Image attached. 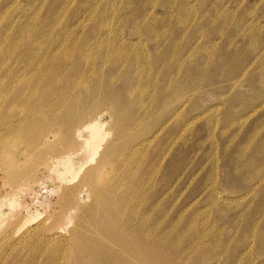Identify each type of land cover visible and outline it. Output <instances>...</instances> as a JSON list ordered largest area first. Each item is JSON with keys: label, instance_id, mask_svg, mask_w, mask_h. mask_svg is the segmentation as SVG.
<instances>
[{"label": "rangeland", "instance_id": "1", "mask_svg": "<svg viewBox=\"0 0 264 264\" xmlns=\"http://www.w3.org/2000/svg\"><path fill=\"white\" fill-rule=\"evenodd\" d=\"M50 54L92 85L76 110L121 129L110 156L139 148L100 177L112 225L126 221L133 238L120 252L110 243L123 231L99 240L80 184L97 156L73 155L76 174L54 169L69 150L57 120L35 126L53 144L20 165L0 141V264H264V0H0V58L34 68Z\"/></svg>", "mask_w": 264, "mask_h": 264}, {"label": "bare ground", "instance_id": "2", "mask_svg": "<svg viewBox=\"0 0 264 264\" xmlns=\"http://www.w3.org/2000/svg\"><path fill=\"white\" fill-rule=\"evenodd\" d=\"M142 48H140V49L142 50ZM37 49L38 48H36L35 52H37ZM82 49L85 50L84 48H82ZM32 51H34V50H32ZM104 51L105 50H103V52ZM55 52H56V50H55ZM80 52L82 54V51H80ZM87 52H88V50H87ZM139 52H141V51H139ZM37 53L39 54V51ZM37 53H35L34 55H36ZM100 55H102V57H103L104 53L100 54ZM107 55H110V54L108 53ZM140 57H141V55L139 56V59H140ZM40 58L41 59H38V62H36V64L33 63V65H35L34 68L31 65L32 69L30 68L31 66L29 65L32 60L29 62V64L27 66H25L23 68L22 67L20 68V67L17 66L18 67L17 68L16 67V61H14V60L13 61H8L6 58H0V106H2L5 109L3 114L0 115V141H1V144L3 145V150H6L7 153L11 152L13 160L18 165H20L22 160H23V156L26 155V153H30L29 155H33V154H35V152L38 151V148H41V149L48 148L49 147V143L53 144L51 141L48 140L49 136L51 134H53L52 130L51 129L49 131H43V130L39 131V130H37V132H35V131H32V130H35V128H36L35 126H37V127L45 126L47 128H51L53 126V124L57 120H62V122L59 124V126L62 128L61 129L62 130L61 141L63 142V144H65V146L69 150H68V152L66 154V157L64 159H62L58 163V166L56 168H54V169L64 168L66 172H70V173L76 174L75 168L76 167L78 168L83 161H80V162H78V161L76 162L75 161L74 162L73 160L76 157H74L73 160H72L71 158H72L73 155L82 154L85 157V159L86 160L89 159V161H92L94 156H97L96 157L97 159H95L96 160L95 165L90 167L89 169H87V171L84 172V174L82 175V177L80 179V184L81 185H85V186H89L90 192H91V197H92V199L94 201L92 205L97 208V215H94L95 218H93L94 229H96V231H99V232L101 231V232H103L105 234V235H100L99 236V240H102L104 238H108L110 231H118V230L123 231V235L120 238H118V239L117 238H115V239L113 238L112 240H114V241L110 243V244H112V246H111L112 250L115 248L114 251H119L120 252V248H123V242H121V241L122 240L126 241L128 239V237L129 238H130V236L132 237V233L129 234V232H126V231L131 230L130 227H128L130 225L127 226V223H125L126 221L125 222H121L122 224L118 225L116 227L112 225V223H113L112 220L115 217H114V214L108 210L109 206H111V203L104 202L105 198L103 196H104V193H105L104 190H106V188L105 189L102 188L103 186H102V182L100 180V177H102L103 175H107L108 174V173H106V172H108V170H107L108 166L111 168V171L114 169L113 173H115V172H117V170L119 168V165L123 161L127 162V163L131 162L129 160L131 158H134L133 156L137 152V150H139V148L136 149L135 152L129 153V156L127 155V156H125V158H124V156H120L118 159H113V157L110 156L111 155L110 152L112 150V148H110V147H111L112 143L114 142V138H115L114 135L117 134L116 135V137H117L118 134L120 133L121 129L117 125V126H115L116 127L115 129H110V132L113 131V133H109L107 131H104L102 129L103 128V124L100 123L101 120L99 121L97 119L95 121V120L91 119L92 118L91 116H98V114L100 113V112H98V109H96V107H93L95 110L92 109V110H88L87 112H85L86 109H84V108L80 109L78 111V110H76V109H78V107H76V108L74 107L79 102V100L81 99V97H80L81 95H85V94H86V96L93 95L94 91L91 89L92 85L87 83V81H84V80L79 81L78 83H75V81H74L75 78L73 79V77L71 78V76H69L67 74L68 69H67V67L65 65L61 64L60 66H56L57 63L54 64L55 60H57V61L59 60L60 61L59 57H57L56 54L43 55ZM81 58H82V55H81ZM92 58H93V56H92ZM117 58H118V56H117ZM133 59H132V61H133ZM29 60H30V58H29ZM66 61H68L67 54L64 53L61 56V63L66 64L65 63ZM132 61H131V63H132ZM25 62H26V59H25ZM144 63H146V62H144ZM132 64H134V63H132ZM157 65H159V64H157ZM136 67H137V64H136ZM138 67H139V65H138ZM80 68H78V71H79ZM86 72H88V70ZM69 74H72V73H69ZM75 75H77V74H75ZM158 75H159V73H158ZM85 76H87V75H85ZM177 80H178V78H177ZM163 84H162V87L164 86ZM176 84L177 83L175 81L174 85H176ZM121 88L125 89L122 86H121ZM127 88H126V90H127ZM122 89H120V90L122 91ZM172 90L175 91V89H172ZM122 92H124V90ZM121 94H123V93H121ZM93 97H95V96H93ZM121 97H122V95H121ZM143 97H142V100H143ZM108 98L110 99V97H108ZM49 101H52L53 102V106L58 109V112L56 114L55 113H50L48 111L46 103L49 102ZM122 104L123 105H121V107L127 105V104L124 105V103H122ZM156 106H158V103H157V105H155V107ZM111 109H115V107L111 108ZM155 109H157V108H155ZM115 111H117V110L115 109ZM123 111H124V109H123ZM127 112L129 113V111H127ZM127 112H126V116H127ZM0 113H1V110H0ZM90 113H91V115H89ZM106 113H107V111H106ZM113 113H116V112L113 111ZM61 116L63 118H60ZM89 116L91 117L90 119H89ZM98 118H100V117H98ZM136 123H138V122L130 121L128 123L129 124L128 130L132 126L136 125ZM114 130H116L117 132H115ZM114 132H115V134H114ZM31 134H33V136ZM73 137H75V138H73ZM76 137L80 140V143L76 144V148H75V139H76ZM137 140H138V138H137ZM139 140L141 141V139H139ZM134 143H137V142H134ZM143 144H144V142L141 143L140 145H143ZM116 145H118V143ZM21 146L24 149H19L18 148V147H21ZM139 147H141V146H139ZM74 148H75V150H74ZM132 149H130V150H132ZM147 149H149V148H147ZM144 151L145 150H143V152ZM141 152H142V150H141ZM145 155H146V153H145ZM142 158H141V160H142ZM140 162L142 163V161H140ZM140 162L138 161V163H140ZM10 163H12V160H10ZM141 163H140V165H141ZM144 163H145V161H144ZM155 164H156V162H155ZM136 167H137V165H136ZM126 168H127V166H126ZM150 168H152V167H150ZM28 171H29V169H28ZM146 174H149V173H146ZM127 179H128V177H127ZM117 183H118V181H117ZM129 185H130V182H129ZM132 190H133V188H132ZM140 190H141V188H140ZM77 195H78V192H76V191L69 192L67 194V196L65 197V202L68 205H74L76 203ZM134 201H136V200H134ZM129 202H128V205H129ZM137 206H136V208H137ZM126 207H128V206H125V208ZM138 207H140V206H138ZM124 211H125V209H124ZM137 211H139V210H137ZM139 213H141V212H138V214ZM157 214H159V213H157ZM134 215H131V216L134 217ZM4 216L5 215L3 214L2 210L0 209V219H1V217H4ZM137 216H136V218H137ZM99 222H101L102 224L101 223L99 224ZM130 224H132V223H130ZM135 224H136V221H135ZM145 228H144V230H145ZM105 232L108 233V234H106ZM154 232H156V231H154ZM136 233H138V232H136ZM147 238H149V236H147ZM147 238H146V240H147ZM89 240L91 241V239H89ZM152 240H153V238H152ZM158 241H159V239H158ZM136 243H137V241H136ZM145 243H147V242H145ZM152 252H154V251H152ZM92 253H94V252H92ZM55 255H56V253H55ZM51 256H53V255H51ZM146 256H147V254H146ZM141 257H142V255H141ZM98 258H96V259H98ZM72 259H73V257H72ZM78 259H81V258L79 257ZM151 259H153V257ZM75 260H77V259H75ZM73 263H74V261H73ZM130 263H131V260H130Z\"/></svg>", "mask_w": 264, "mask_h": 264}]
</instances>
